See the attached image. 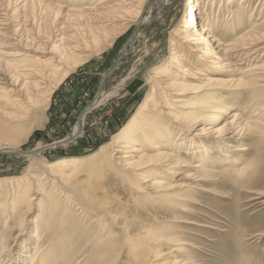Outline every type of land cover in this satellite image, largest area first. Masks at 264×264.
<instances>
[{
    "label": "rangeland",
    "instance_id": "obj_1",
    "mask_svg": "<svg viewBox=\"0 0 264 264\" xmlns=\"http://www.w3.org/2000/svg\"><path fill=\"white\" fill-rule=\"evenodd\" d=\"M155 1L124 2L122 12L102 11L97 15L84 16L80 10L87 2L82 0H64L60 4L63 5L60 11L52 6L46 7L48 0H0V9L6 10V18L12 21V28H18V37H23L24 44L29 43L26 51L37 47L39 50L48 51L54 44L59 43L58 39L62 35L63 41H82L84 49L87 50L84 53L86 57L79 58L80 53H74L72 58L65 61V65L58 71L60 75L57 81L48 86L49 91L36 97L24 119L17 124L21 128V137L18 138L14 150H0V241L6 236L3 242L7 250H3L6 251L5 256L10 254L14 260L21 255L23 243L27 244L29 241L31 246H34L36 240L31 238L30 241V234L36 229V236L41 238V244H54V255H62L65 263L61 261L58 264H97L94 256L97 250L95 237L113 232L115 248L109 253L110 256L104 257L101 264H133L130 255L137 249L130 250L126 232L119 234L118 231L119 226L130 225V229L133 227L134 230H152L154 227L153 230H157L159 235L157 243L148 240L138 248L142 262L155 254L167 253L168 260H184L186 264H264V137L247 133L244 135L246 137L223 147L225 151H217L221 148L220 144L225 142V135H221L218 129L230 119V111L240 112L244 119H255L250 116V110L246 107L253 87L236 91L233 89L234 85H230L231 80H248L249 77L243 70L249 67V64L261 62L264 58L238 64L240 62L236 63L237 56L233 62L238 66V70L220 72L218 67H215V71L209 74L213 80L204 91H207L212 99L224 102L228 108L227 112L216 121L198 123L191 134H184L190 138L196 135L195 140L211 150L210 155L204 158L205 165H224L230 172L210 176L208 181L197 182L208 191L192 189L188 192L190 198L189 202H186L187 206L183 208L185 210L169 207L167 203H157L155 200H142L132 204L129 191L119 180L120 175H115L110 176L108 182L102 183L108 194H103L101 188L96 187L93 182L96 187L93 193L102 203L98 210H106L114 216L113 220L105 223V233L97 232L99 223L92 221L89 216H77L74 204H68L59 194L58 201L70 206L71 210L66 211V214L72 212L73 217L64 222L67 229L59 233L63 239L59 238L57 232L62 222H55L45 208H40V213L37 203L30 207L28 213H21L25 209L20 208L21 205L11 212L17 214L16 216L21 213L23 219L34 223L25 235L16 236L19 232L17 224L12 223L10 228L5 227L4 223L8 219L5 206H9L5 200L6 197L14 195L12 191L18 190L16 193H19L28 190L38 198L41 197L42 194L35 192L40 183L38 178L42 174L37 167L40 161L51 162L59 158L89 156L104 144L117 148L116 138L128 129V124L145 103L144 100L154 84L150 81L140 87L134 84L133 92H129L127 86L133 80H144L149 75H155L151 72L169 60L171 51L178 50L184 55L188 53L187 47L177 38L185 23L181 22L182 18L186 19L181 11V0H168L160 11L150 9ZM241 3L245 4L242 0H201V29L211 26L219 40L226 45L264 24V0H250L248 5ZM236 10L239 14L237 12V16H233ZM148 17L150 18L147 19ZM94 18L104 22L93 23ZM140 18L143 19L141 23L135 25L136 19ZM170 38L175 46L171 45ZM260 43H263V40L258 42L257 46L262 45ZM176 45L179 48L176 49ZM125 47L128 51L124 54L122 51ZM9 48L11 47L6 49ZM200 54V51L190 54V62L187 63L192 64L193 69L210 67L207 61L211 58L200 61ZM155 88L154 92L157 94L158 88ZM101 90L104 92L103 96L92 105ZM204 91L199 92L198 97H201ZM190 97L191 95L184 94V98ZM82 114L84 121L81 131L72 137L73 127L80 121ZM176 133L174 131L177 138ZM128 143L129 146H142L141 142L128 140ZM241 144L249 146V149L245 152L235 151L234 147ZM142 148L145 152L147 150V153L153 152L148 146ZM165 148L161 149L170 150ZM34 149L38 151L32 156L21 153V150ZM219 156V160H215ZM186 159L193 161L189 155ZM246 163H253L251 165L254 175L243 185L234 184L237 176L233 171ZM156 175L153 171L148 172L150 178H155ZM167 175H170L169 172ZM132 178L130 176L128 180ZM169 179L172 178L168 177L167 180ZM26 182L30 184L26 185ZM136 182L138 183V180ZM23 201L20 200L24 206ZM173 242H178V246L186 248L187 255L174 250L177 246L173 245ZM0 258L4 257L0 255ZM162 258L160 262L164 261ZM13 260L9 261L8 257H5L3 262L14 264Z\"/></svg>",
    "mask_w": 264,
    "mask_h": 264
},
{
    "label": "bare ground",
    "instance_id": "obj_2",
    "mask_svg": "<svg viewBox=\"0 0 264 264\" xmlns=\"http://www.w3.org/2000/svg\"><path fill=\"white\" fill-rule=\"evenodd\" d=\"M130 1L134 0H82V2L87 3L80 11L84 16H88V14L97 15L102 11L114 12L121 10V8L123 9L122 4ZM167 1L156 0L150 9L155 8L160 11ZM249 1L242 0L245 4L241 3V5H246ZM48 2L46 7L52 6L57 11H60L63 7L60 4L64 0H48ZM200 5L201 0H181V11L186 19L182 18L181 22L185 21V23L179 30L177 38L187 47L188 53L184 55L179 53L178 50L171 51L169 60H166L153 71L151 70L152 72L150 71L155 73V75H146L148 77L144 80L138 79V87L142 84L145 85L148 81L154 85L146 96L145 103L128 124V129L123 131L118 139L116 138L117 146L115 147L117 148H110L109 144H104L89 156L69 159L59 158L51 162L40 161L37 167L42 174L38 178L40 183L36 186L37 190L35 192L36 194H42L41 197L38 198L35 194L29 193L28 190H22L19 193H16L18 190L16 192L12 191L11 193L14 195L6 197L5 200L6 204L9 205L5 206V210L8 211V219L4 223L5 227L10 228L12 223L14 225L17 224L19 232L16 236L25 235L27 229H31L34 223L23 219L24 216L21 213L26 211L28 213L31 209L30 207L37 203L39 209H47L55 222H62V226H60L62 228L59 227L57 230L59 238H62L59 233L67 229L64 222L67 219H73V217L72 212L66 214V211L71 210L69 209L70 206L58 201L57 198L59 197H57V194H59L68 204H74L77 216H89L92 221L99 223L100 227H98L97 232H104L105 223L108 220H113L114 216L106 210H98L102 203L98 201L93 190L99 186L103 194H108L102 183L107 181L110 176L120 175L121 178L119 180L129 191L132 204L139 203L142 200L151 202L155 200L157 203L165 202L169 207L179 208L183 211L185 210L183 208L187 206L186 202H189L188 198L190 196L187 195L188 192H191L192 189L208 191V189L201 187L197 182L208 181L210 176L224 175L230 172L224 165H205L204 158L210 155L211 150L195 140L194 136L196 135L190 138L184 132L191 134L194 126L198 123L216 121L221 115L226 114L228 108L225 103L218 99H212L208 92L204 91L209 88L213 80L209 74L215 71V67H218L220 72L238 70L236 68L238 66L233 62V59L237 56L236 63L240 62L238 64L264 58V24L258 28L256 27V30H250L237 39L235 38L236 40L233 38V42L223 45L224 42L222 43L219 40L212 31L211 26H209L210 28L204 27L203 30L201 29V20L203 21V19L199 16ZM5 11L3 8L0 9V150L10 152L14 150L15 144L19 141L18 138L21 137V133H19L21 128L17 124L24 119L36 97L49 91L48 86L59 77L60 73L58 71L61 70L65 61L72 58L74 53H80L79 58H84L87 56L84 54L87 50L84 49L82 41H63L64 35H62L58 39L59 43L54 44L48 51L39 50V47L26 51L25 48H27L29 43L24 44L23 37H18V28H12V21L6 18L8 14ZM237 12V10L234 11L235 14L233 16ZM142 20L141 18L136 19L135 25L141 23ZM102 22L104 21L100 22L95 18L93 20V23L96 24ZM262 40L263 43H260L262 45L259 44L260 46H257L258 42ZM170 43L175 46L171 38ZM7 47L11 48L6 49ZM177 48H179L178 45H176ZM127 51L128 48L125 47L122 52L125 54ZM195 51H200V61L211 58L210 61H207L210 67L204 66V68L193 69L192 64H188L190 62V54ZM243 73L249 77L248 80H242L243 78L233 79L230 85H234L233 89L236 91L249 86L253 87L246 107L250 110V116L255 117V119H244L240 112L230 111V119L218 129L221 135H225L223 137L225 142L220 144L221 148L217 150L220 153L225 151L223 147L230 146L234 140L246 137L244 135L247 133L264 137V60L249 64V67L243 70ZM155 86L158 88L157 94L154 92ZM203 91V95L198 97L199 92ZM103 94L104 92L101 90L92 105ZM184 94H189L191 97L186 99ZM261 112L262 114H260ZM79 120L73 127L72 137H75L81 131L84 121L83 114ZM174 131L177 132V138L174 135ZM218 138H221V136H218ZM128 140L141 142L142 146H148L153 152L147 153V150L145 152L141 144L129 146ZM163 147H168L170 150H162L161 148ZM248 147L241 144L235 146L234 149L237 152H245L249 149ZM36 151L38 149L32 151L21 150V153L32 156ZM188 155L193 161H187ZM222 155L226 154L222 153ZM219 158L220 156L215 160L218 161ZM251 164L253 163H246L240 169L233 171L237 176L234 184L243 185L250 181L255 173ZM151 171L157 173L155 178L148 176V172ZM168 172L170 175H167ZM129 175L133 177L130 180H128ZM168 177L172 179L167 180ZM29 178L33 179V177ZM137 180L138 183L136 182ZM27 182L26 185H29L30 183ZM93 182L96 183V187L93 186ZM155 188L157 189L155 190ZM19 190L21 189L19 188ZM20 200H24V206ZM41 202L43 203L41 204ZM102 202L105 203V201ZM18 206L20 208L25 207L24 211L19 214L20 216L11 213ZM39 211L41 213V209ZM153 228L152 230H134L133 227L130 229V225L119 226V234L123 231L126 232L125 235L130 242V250L137 249L135 252H131L132 263L186 264L184 260H168L167 253L155 254L144 262L140 261L141 256L138 248H141L145 241L152 240L154 243L158 241V232L153 230ZM36 233L35 229V232L30 234V241L31 238L36 240L34 246H31L29 241V243L26 241L27 244L23 243L21 255H18L14 260L10 254L5 256L4 253L7 250L3 242L6 236L1 238L0 255L4 258L8 257L9 261L13 260L14 264H58L63 261L62 255H54L55 245L50 243L52 245L46 244L43 246L41 238L36 236ZM113 234V232H109V234H104V236L98 235V237H95L97 250H95L94 256L97 264L103 263L104 257L110 256L109 253L115 248ZM172 244L177 246L174 250L187 255L186 248L178 246V242H173ZM3 250L6 251L4 252ZM4 258H0V264H4ZM161 258L164 260L163 262L159 261ZM62 263H65V261Z\"/></svg>",
    "mask_w": 264,
    "mask_h": 264
},
{
    "label": "water",
    "instance_id": "obj_3",
    "mask_svg": "<svg viewBox=\"0 0 264 264\" xmlns=\"http://www.w3.org/2000/svg\"><path fill=\"white\" fill-rule=\"evenodd\" d=\"M122 56H123V53L121 54ZM135 82V83H134ZM136 85V84H138V80H133V82L132 83H130L128 86H127V90L129 91V92H133L134 90H135V86H133V85Z\"/></svg>",
    "mask_w": 264,
    "mask_h": 264
}]
</instances>
